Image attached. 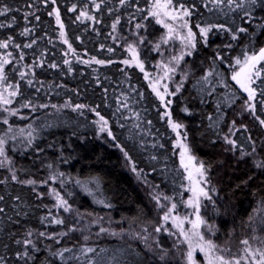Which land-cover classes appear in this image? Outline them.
Returning a JSON list of instances; mask_svg holds the SVG:
<instances>
[{"label":"trees","instance_id":"trees-1","mask_svg":"<svg viewBox=\"0 0 264 264\" xmlns=\"http://www.w3.org/2000/svg\"><path fill=\"white\" fill-rule=\"evenodd\" d=\"M152 3L153 0H126L124 5L119 0H55V4L51 0H0V7L8 6L13 10L0 16V23L8 25L13 16L16 19L11 27L0 28V40L13 38L8 49H0V56L12 53L8 57L12 63L5 66L8 79L4 85L19 82L20 92L11 98L12 104L0 105V135L12 127L9 136L15 135L17 139H9L5 145L13 162L11 167L18 180L36 181L34 185L12 181L9 168H0V180L5 181L0 183V195L4 197L0 201V207L4 208L0 213V256L5 258L6 264H40L48 256L45 250L48 245L53 250L74 249V253H65V256L79 255L82 245L95 249L68 264H88L89 260L92 264H185L183 247H174L176 242L164 235L163 230L155 232L173 203L177 205V212L185 203V175L176 145L179 138L205 165V178L209 181L205 185L216 189L212 195L215 206L208 200L204 205L207 222L214 225L208 238H213L222 249L230 246L233 250H243L247 247L242 243L245 239L249 246L264 247V219L260 220L259 215L264 207V169L256 167L255 163L264 160V125L256 119L264 120L260 103L264 96L259 95L264 85L260 80L254 85L260 87H257L256 107L252 112L246 110L247 93L240 91L231 79L233 71L241 67L235 64L237 57L243 61L245 54L252 55L264 47V29L256 27L264 23L261 19L264 9L257 5L256 19L248 23L244 17V11L250 10L246 2L243 8L235 9L234 5L230 8L226 0L219 7L210 0H173L177 7L183 4L192 10V15L186 19L196 33V47L188 49L191 55H184L177 65L175 61L169 62L181 53L178 44L168 41L156 48L163 28L155 17L148 15ZM96 4H100L99 9ZM54 9H59L63 31L74 53L60 38L61 29L55 15H49ZM82 11L95 19L81 17L78 20ZM25 13L34 15H29L26 21ZM117 17L120 23L114 30L112 24ZM137 23L142 27L137 29ZM197 24L201 27L223 24L233 31L245 27L248 32L232 40L228 31L213 28L205 42ZM25 27L34 31L21 35ZM140 37H144L143 43ZM33 39L37 42L32 48L23 47ZM14 44L21 47L15 48ZM129 44L136 47L144 72L135 65L122 63L131 59ZM21 51L24 59L17 62ZM41 53H44L43 67H25L33 65L41 58ZM93 57L106 63L82 62L91 61ZM65 59L70 65L63 63ZM52 63L59 67L50 68L48 65ZM162 63L176 71L165 77ZM257 67L262 70L264 80V62ZM210 71L212 75L204 81L202 78ZM20 72L29 75L22 79ZM28 79H33L32 86L27 84ZM181 82L180 92L165 94L164 102L152 90V84L156 83L161 93H164V85L172 93ZM168 100L172 103L166 107ZM28 101L35 110L20 107ZM41 104L48 107L41 108ZM77 104L88 107L76 109ZM4 107L18 109L17 115L9 116L3 111ZM89 108H95L108 121L115 140L99 131L96 123L99 117ZM185 108L188 111H184ZM165 112H171V119L183 125L178 130L179 136L168 124ZM3 117H7V125L2 122ZM19 129H24L23 134ZM29 131L34 138L32 146L27 145ZM225 136L236 140L245 152L252 151L248 139L251 137L256 154L242 156L241 148L233 150L224 140ZM59 173L64 175L61 177ZM53 175L58 178L49 179ZM52 189L68 201L73 211L64 212L55 207ZM154 196H160L159 205ZM165 196L171 199L165 200ZM101 200L103 204L98 203ZM44 216H49V220L62 218L65 223H42ZM73 226L76 231L69 232ZM101 228L107 231L101 232ZM28 229L49 234L68 232V235L58 237L59 243L40 238L41 251L35 253L37 259L18 260L15 253L23 246L15 241L24 239ZM137 233L148 234L152 251L137 238ZM157 235L159 247L153 240ZM161 248L167 250L163 260L160 259ZM54 264L61 262L55 260Z\"/></svg>","mask_w":264,"mask_h":264},{"label":"snow or ice","instance_id":"snow-or-ice-1","mask_svg":"<svg viewBox=\"0 0 264 264\" xmlns=\"http://www.w3.org/2000/svg\"><path fill=\"white\" fill-rule=\"evenodd\" d=\"M53 4H55V0H51ZM103 2V0H102ZM121 5H124L126 3V0H119ZM210 2L214 5L219 7L220 5L225 3V0H210ZM227 4L231 8L233 5L235 6V9H241L244 7V3L246 2L249 5V9L247 11H244V17L246 18V22L251 23L256 19L254 12L255 8L257 5H259L262 9H264V0H241V3H237V0H226ZM95 7L97 9L100 8V4H96ZM194 7V6H193ZM76 6L73 5L72 10L75 11ZM233 9V10H235ZM13 11L11 8L8 6H3L0 7V16H6L8 13ZM55 15L56 23L60 26V38L63 40L64 44L68 45L69 50H72L74 53V49H72V45L69 43L68 39L65 36V33L63 31L64 25L61 21V16L59 9H54L53 12H50L49 15ZM29 15H34V13H25V20L27 21ZM149 16L157 18V23L164 24V27L168 29V33L166 37H162L161 40L163 43H167L169 39L173 37V34L177 31L176 28L173 27L172 24L165 23L164 20L159 19L161 15L164 17L170 18L172 21H181L179 27L187 29V35L186 36H181L180 39L185 42V46L189 49H194L196 47V33L192 31V28L189 26V21L186 19L187 17H190L192 15V10H190L188 7H185L183 4H179L177 7L176 5L173 4V0H153V3L151 5V8L148 12ZM81 17H85L90 20H94V16H89L87 11H82L80 13V16L77 17V19H81ZM36 20H39L38 16H35ZM146 19V17H145ZM264 20V18H261ZM16 19L15 16L11 18V23L8 25H5L3 23H0V28L4 27H11L12 24H15ZM120 23L119 17L115 20V22L112 24V28L115 30L117 27V24ZM142 25L137 23L136 28L139 29L141 28ZM196 27L199 29V33L201 34V38L207 41V37L209 32L212 31L213 28H219L221 30L228 31L231 33V38L232 40H236L239 36L240 33H247L248 29L245 27H238L235 31H233L231 28H227L225 25H208L207 27H201L199 24L196 25ZM256 27L260 29H264V23H260L256 25ZM34 29H30L25 27L23 31L20 33L21 35H29ZM13 42V38L9 36L7 39L0 40V49H8L10 43ZM36 40L33 39L31 43L23 45L24 48H32L34 44H36ZM144 42V37H140V43ZM15 48H20L21 46L19 44H14L13 45ZM160 45L157 44L156 48L157 50L159 49ZM228 47H231V45H228ZM109 52L112 51L111 48L108 49ZM128 51L131 53V59H126L122 61L123 64L125 65H135L139 67L141 72H144V63L143 61L140 60L139 58V53L136 50V47L132 44L128 45ZM191 55V51H188L187 53H181L180 56H173L171 58V63L172 61H175V63L178 65L181 60L184 59V55ZM12 53L8 52L6 55L0 56V87L3 88V91H0V105H10L12 104V99L18 95H20L19 92V82L16 84H7L6 86L4 85V82L8 79V76L6 75L5 72V66L12 63L8 59L9 56H11ZM24 52L21 51L19 54V61H22L24 59ZM44 53H41V58H39L37 61H34L33 65H26L25 67L29 69H33L34 67H43L44 65V60L43 57ZM219 59L223 60V57H218ZM92 61H94L96 64L103 65L106 62L104 60H99L96 59L95 57L92 58L91 61L89 60H84L82 61L85 64H90ZM261 62H264V47L260 48L258 52H254L252 55H244L243 61L239 57L235 59V64L236 65H241L239 71H233V74L231 76V79L234 80L237 84H239L240 88L243 89L245 93H247V100L245 101L246 105V110H250L252 112H255V101L257 98V87H260L259 85H256V81L260 80L261 85H264V80L261 79L262 76V70L259 69L257 66L261 64ZM65 65H70V61L65 59L63 61ZM107 63H112V61H108ZM50 68H58L59 65L52 63L48 65ZM164 69V76L167 77L169 76L170 73H174L176 69L174 67H170L169 64H164L162 63L160 65ZM68 71L71 72L72 68L69 66ZM145 78H148V73H144ZM29 73L27 72H20V77L24 79ZM31 75L34 77L35 72L32 71ZM212 75V72L210 71L206 76H204L202 79L204 81L208 80V76ZM185 78H187V74H184ZM157 81L156 83H158ZM223 83V81H221ZM156 83L152 84V90L155 92L156 96L160 99L161 102L165 101V94L168 95H175L176 93H179L182 87V82L181 84H178L176 86L175 92L169 93L168 92V87L167 85H164V93H161L159 89L156 87ZM27 84L29 86L33 85V79H28ZM8 89H15L13 91H8ZM5 92H7V96H5ZM260 96H264V87H260ZM172 103L171 100H168L166 103V107ZM262 105V110H264V100L260 101ZM122 106H126L122 105ZM21 108H28L32 107L33 110H35V106L32 105L31 101H28L26 103H22L20 105ZM41 108H46L48 107L47 104H41L39 105ZM53 108L56 107V105H52ZM85 107H88L87 105L84 104H77L75 105L76 109H83ZM90 111H93L96 113V115L99 117V120L96 121L97 124H99V131L101 133L106 132L109 137H112L113 140L116 139L114 136L113 132L111 129L108 127V121L100 115L98 111H96L95 108H89ZM119 110V109H118ZM3 111L6 112L9 116H14L17 115L18 109H9L7 107L3 108ZM184 111H188L187 108L184 109ZM165 116L168 117V124L170 127L173 129V131L177 132V135L179 136V129L183 127L182 124L174 122L171 119V112H165ZM256 119L259 120L261 125H264V120H260L259 117H256ZM2 122L4 124H8V119L7 117L2 118ZM233 128L235 127V121L232 122ZM31 128V126H29ZM21 134H23L24 129H19L18 130ZM230 132L233 131L232 128L229 129ZM13 129L11 126L8 127L7 132L4 133V135H0V168L2 167H8L9 171L11 172V180L12 181H17L21 184H28V185H34L36 184V181L34 180H18V177L16 175L15 170L12 169V159L7 155V150L5 148V145L8 143V140H16L17 137L15 135L9 136V133H12ZM234 134V133H233ZM28 139H27V145L32 146L33 144V136L32 132L29 131L27 133ZM185 139H186V134H185ZM249 141L252 143V151L251 152H245L242 148V146L237 144V141L234 139H229L228 136L224 137V140L232 145L233 150H236L237 147L241 148V155H248L252 156L256 154V146L255 143L251 141V137L248 138ZM177 143L181 147L182 151L180 153V158H181V165L183 166L184 170L188 172V179L193 182V186L189 189L191 192V197L188 199L187 204L189 206H192L195 212L196 219L195 220H188V217L181 218L179 216H172L171 213L177 208V205L173 203L171 207L168 209L167 212L164 213L162 219L163 221L167 222L171 220L172 227L175 229L179 230V234L183 236L184 241L182 242H187L188 244V251L186 253L187 256V262L188 264H195V261L193 260V251L198 248L201 252L204 253L205 259H206V264H241V259H247V257H241V259H236L235 257L231 259H226L223 254L216 255L215 253L218 250V245L214 243L212 239H205V236L199 231L201 225H205V227L208 229V231L211 233L214 231V225L208 224L201 216H200V209H201V198H204L208 201H210L213 206H215V201L213 200V197L211 193H215L216 189L213 187L210 190L202 186L201 181H203V184H208L209 181L205 178L206 177V171L207 169L205 168V165L203 162H199V166L196 164H193V160L195 157L191 156L189 154L190 149L189 146L184 143L183 141L178 140ZM119 147V145H117ZM123 151V149H121ZM125 157H127L129 160L131 159L128 157V153L124 152ZM256 167L264 169V160H258L255 162ZM48 167H51L49 165ZM191 169H194L197 176L199 179H196L193 181V173ZM132 170L135 172L136 168L133 166ZM59 176H63V173H59ZM139 175V173H138ZM58 177L56 175L50 176L49 179L51 180H56ZM5 181L0 180V183H4ZM43 183H47V181H43ZM77 183H80L77 181ZM52 193L55 195L56 199V205L55 207L57 208H62L64 212H71L73 211L72 206L68 203L66 199H64L59 192H57L55 189H52ZM165 200L171 199L170 197H163ZM4 197L0 195V201H3ZM17 200H19V197H16ZM153 199H155L159 205L160 201V196H154ZM98 203L103 204L104 201H98ZM106 207H111V205H106ZM162 207V205H161ZM4 212V208L0 207V213ZM79 215V213H78ZM49 216H51V212H49ZM49 216H44L41 217V222H49L52 224H57V225H62L65 223L64 219L62 218H55L53 217L51 220H49ZM11 219V217H9ZM251 219V217L249 218ZM188 220V222L192 225L191 233L195 237L198 238L199 243L193 245L192 243V236L189 235V232L185 231L183 225L184 222ZM166 231L169 233V235H176L175 232H172L170 229L164 227L163 224L155 228L156 233H160L161 231ZM69 232L71 231H76L75 226L69 228ZM101 232L107 231V229L101 228ZM144 232H147V229H144ZM115 235V233H112ZM68 232H61V233H52L49 234L45 231H36L33 229H28L25 232V238L22 240H16V244L22 245L23 248L21 251H17L15 253L16 257L18 260H24V261H35L37 259L35 253H39L41 251V248L38 246V240L40 238H47L49 240H54L56 243H59L58 237H64L67 236ZM137 238L141 239L144 241L145 246L149 249V251H152V246L151 244L148 243V236H140L138 233L136 234ZM36 237V239H33V237ZM85 240L88 239V237H84ZM154 243L159 247L160 242L159 239L156 238L154 240ZM242 243L247 246L245 248V252L248 253L252 260L254 261V264H264V249L257 248L255 250H252L251 247L249 246V241L247 239L243 240ZM174 247H178V245H174ZM45 250L48 252V256L45 257L44 260L40 261V264H54L55 260H59L61 264H68L70 260H79L82 256H86L88 253H93L95 251L94 248L92 247H87L82 245L80 247V252L79 255H71V256H65V253H74V249L71 247H64L60 249L53 250L50 245L45 247ZM220 251H223V249H220ZM162 255L160 256V259L163 260L167 256V250H164L161 248ZM258 257V258H257ZM0 264H6V260L3 256H0ZM88 264H92V261L89 260Z\"/></svg>","mask_w":264,"mask_h":264},{"label":"rangeland","instance_id":"rangeland-1","mask_svg":"<svg viewBox=\"0 0 264 264\" xmlns=\"http://www.w3.org/2000/svg\"><path fill=\"white\" fill-rule=\"evenodd\" d=\"M155 19L157 20V18H155ZM159 19L164 20L165 23L172 24L173 27L177 29V31L173 34V37L171 39H169L168 41H171L174 44H178V47L181 50V53H187V50L189 48H187L185 46V42L180 39L181 36H186L187 35V29H184V28H180L179 27L181 21H172L170 18L164 17L163 15H161L159 17ZM158 24H160V26L163 28V34L161 35V37L157 41V44H161V43H163L162 40H161V38L167 36L168 29H166L164 27V24H161V23H158ZM181 53H179V56L181 55ZM234 83L240 89V91L244 92L243 89L240 88L239 84H237L235 81H234ZM157 85L160 86V82H158ZM179 140H180V138H179ZM176 145H177V150H178L179 164H180V167H181V169H182V171H183V173L185 175V189H184V191H185V203L183 205V209L180 212H177L176 210H174L171 213V215L172 216H179L181 218L188 217V220H195L196 219V216H195L194 209H193L192 206H189L187 204L188 199L192 195L191 192L189 191V189L193 186V182L188 179V172L185 171L184 168H183V166L181 165L180 153H181L182 149H181V147L179 146L178 143ZM189 154L191 156H193L190 152H189ZM199 162L200 161L195 158L192 163L193 164H196L197 166H199ZM191 171L193 173V181L196 180V179H199V177L197 176L195 170L194 169H191ZM201 184L205 188H207L209 190L211 189L209 186L203 184V181H201ZM214 194L215 193H211V195H214ZM205 201H206V199L201 198L200 216L207 222V218H206L207 216H206V213H205L206 210H205V206H204L205 205ZM167 211H168V209L165 212H167ZM259 215L262 217V218H260V220H263L264 219V207L262 208L261 214H259ZM188 220H186L184 222L183 227H184L185 231L189 232V235L192 236V243H193V245H195V244L199 243V241H198V238L197 237H195L194 235H192V233H191L192 225L188 222ZM161 223L164 225V227H166V228L170 229L172 232H175L176 233V235H169L168 232H166V231L163 232L164 235H166L168 238L173 239L176 242L177 245L183 247V249L185 251L184 252V261H185V264H188V262H187V256H186V253L188 251V244H187V242H182V241H184V238H183V236H181L179 234V230L178 229H175L174 227H172L171 220L165 222L162 219ZM199 231L205 236V239H211V238H208V236L210 234H212L213 232L210 233L208 231V229L205 227V225H201ZM109 233H110V231H109ZM112 233L113 232H111L110 234H112ZM145 235L148 236V234H145V233L142 236H145ZM156 238L159 239L158 235L157 236H154L153 237V240H155ZM149 240H150V238L148 237V242H149ZM212 240H214V239L212 238ZM229 247L223 248V251H220V249H222V247L218 245V250H217V252L215 254L216 255L223 254L226 259H231L233 257H235L236 259H241V257H247V259H241V264H254V261L252 260L251 256L248 253L245 252V248L243 250L242 249H238V248L233 250V248L231 249ZM250 247H251L252 250H255L257 248L264 249V247H261V246L260 247L250 246ZM193 260L195 261V264H206V259H205L204 253L201 252L198 248H196L193 251Z\"/></svg>","mask_w":264,"mask_h":264}]
</instances>
